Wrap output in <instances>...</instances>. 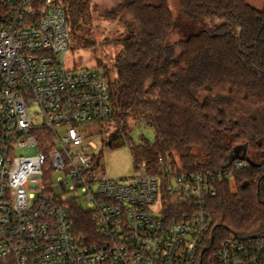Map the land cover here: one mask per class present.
Here are the masks:
<instances>
[{
    "label": "built area",
    "instance_id": "obj_1",
    "mask_svg": "<svg viewBox=\"0 0 264 264\" xmlns=\"http://www.w3.org/2000/svg\"><path fill=\"white\" fill-rule=\"evenodd\" d=\"M70 49L57 0H0V264H264V236L215 241L207 207L222 172L161 155L135 177L108 176L84 125L112 118L109 79L69 67ZM75 204L94 217L92 241L76 230Z\"/></svg>",
    "mask_w": 264,
    "mask_h": 264
},
{
    "label": "trees",
    "instance_id": "obj_2",
    "mask_svg": "<svg viewBox=\"0 0 264 264\" xmlns=\"http://www.w3.org/2000/svg\"><path fill=\"white\" fill-rule=\"evenodd\" d=\"M67 12L72 49L115 45L109 78L117 132L133 121L156 129L141 160L163 155L179 170L222 172L208 202L215 241L234 232L264 236V8L246 0H120L105 10L118 37L101 35L92 0H57ZM176 34L177 38L173 40ZM109 76V67L96 57ZM257 165L223 168L237 145ZM77 232L96 237L91 212L71 208ZM94 236V237H93Z\"/></svg>",
    "mask_w": 264,
    "mask_h": 264
},
{
    "label": "rangeland",
    "instance_id": "obj_3",
    "mask_svg": "<svg viewBox=\"0 0 264 264\" xmlns=\"http://www.w3.org/2000/svg\"><path fill=\"white\" fill-rule=\"evenodd\" d=\"M248 3L259 8H264V0H246ZM120 0H92V11L94 15V25L100 30L101 35H111L118 37L123 32L122 25L117 21L106 18L105 10L116 6ZM170 6L174 12H178L180 0H169ZM176 34L173 40L176 39ZM105 48L99 46L98 51L91 49H70L66 55V62L69 67H92L99 69L104 68L98 66L96 57L101 56L105 64L109 67V78H116L117 73L113 69V56L116 52L115 45H105ZM105 71V70H104ZM89 131L91 139H93L98 147L93 153L101 158L104 162L103 169L110 178H132L139 174L140 169L138 162L141 161L142 153L139 146L145 139L154 141L156 138V129L145 121H133L131 128L127 132H117L116 126L109 120L104 122L85 123ZM34 149L18 150L19 154H33ZM74 193L70 194L72 196ZM77 201L86 206L83 197H78Z\"/></svg>",
    "mask_w": 264,
    "mask_h": 264
},
{
    "label": "water",
    "instance_id": "obj_4",
    "mask_svg": "<svg viewBox=\"0 0 264 264\" xmlns=\"http://www.w3.org/2000/svg\"><path fill=\"white\" fill-rule=\"evenodd\" d=\"M247 146L248 144H240L237 145L234 148V151L229 155V158L226 162L223 163V168H229L235 160L237 159H246L250 162L251 165H257L256 162L252 161L248 156H247Z\"/></svg>",
    "mask_w": 264,
    "mask_h": 264
}]
</instances>
